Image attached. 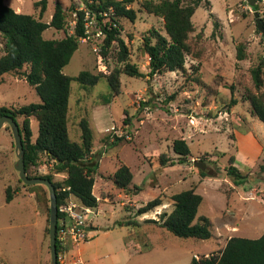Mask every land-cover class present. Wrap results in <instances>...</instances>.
<instances>
[{"label": "rangeland", "instance_id": "obj_1", "mask_svg": "<svg viewBox=\"0 0 264 264\" xmlns=\"http://www.w3.org/2000/svg\"><path fill=\"white\" fill-rule=\"evenodd\" d=\"M36 1L7 0V4L19 13L38 16ZM143 1L138 0L132 6L137 11L134 22L121 19L120 37L128 47L129 62L146 76L122 75L121 93L111 99L106 79L94 87L72 82L70 138L81 142L79 123L88 119L94 147L104 152L94 187L101 198L92 216L94 231L88 232V240L79 246L83 264H191L193 254L218 253L233 237L258 239L264 235V123L252 115L250 103L245 99L246 89L251 87L250 69L264 59V34L258 23L263 22L264 26V2L254 0L251 7L249 0H202L192 18L193 55L187 57L186 70L151 77L149 58L143 51L144 38L152 29L162 34L165 30L162 18L141 7ZM58 3L66 13L67 31L72 33L75 10L86 11V0H48L43 21L51 22ZM86 21L88 38L82 40L64 73L72 77L82 71L109 74L123 67L118 59L119 46L113 44L104 58L105 35H99V25L88 13ZM65 36V31L54 28L44 33L51 40ZM241 45L246 53L242 61L237 58ZM233 97L236 106H231ZM40 102L37 92L20 74L7 75L0 85V107ZM22 121L19 118L20 124ZM6 127L7 132L0 133V263L42 264L44 224L45 244L50 253L49 231L46 232L50 227L49 190L43 185L25 187L21 182L15 170L14 138L9 125ZM31 128L35 140L39 131L36 118L31 119ZM238 132L251 133L256 139L261 147L256 158H248L238 147ZM176 140H185L191 149L183 164L173 149ZM250 148L254 150L253 145H247ZM163 154L174 159L175 165L161 166L159 158ZM231 161L247 176L242 186H236L227 173ZM42 162L39 168L31 170L32 175L49 173L51 163L45 156ZM195 162L205 163L204 171L209 174L203 176ZM121 163L133 172V185L139 187L136 194L127 195L118 189L113 175L108 174L116 172L115 166ZM8 186L20 192L11 203L6 202ZM191 188L204 197L198 218L206 216L212 221L214 235L210 240L179 238L145 222L170 213L173 195ZM155 198L162 199L161 207L136 216L138 209ZM126 219H137L143 223L142 227L134 230L118 224ZM130 231L132 235L136 233L132 238L140 245L138 249L127 247L125 237Z\"/></svg>", "mask_w": 264, "mask_h": 264}, {"label": "trees", "instance_id": "obj_2", "mask_svg": "<svg viewBox=\"0 0 264 264\" xmlns=\"http://www.w3.org/2000/svg\"><path fill=\"white\" fill-rule=\"evenodd\" d=\"M138 0H86V11L75 10V27L72 33L67 31L66 13L61 4L55 5L51 22L43 21L48 9V0H38L34 8L39 15L18 13L0 0V84L9 74H20L27 84L40 97V103H30L20 107H0V118L9 116L20 125L25 149L26 172L30 178L49 179L57 193L58 209L75 197L85 207L97 209L100 201L94 194V187L99 175L100 158L103 151L93 152L94 133L91 122L83 118L80 123L81 142L72 141L69 133L70 97L72 82H79L84 87H94L106 79L111 88L110 99L121 93V76L128 75L143 78L146 75L129 62V51L121 36V19L136 20L137 11L132 8ZM263 3L264 0H257ZM202 0H145L141 7L163 19L165 34L152 29L144 38L143 51L149 58V76L166 72H184L187 57L193 55L191 36L195 32L192 18L200 7ZM257 10V6L255 7ZM87 13L97 21L105 35L102 54L107 58L111 46H119L118 59L123 67L115 68L109 74H93L82 71L72 77L64 73L83 39L88 38L86 27ZM264 21V20H263ZM54 28L65 31L61 40L44 37L46 30ZM237 58H246L245 48H238ZM251 87L246 89V101H249L252 115L264 123V59L250 69ZM233 97L231 106H236ZM19 118H23L20 124ZM31 118L39 122L38 136L33 140ZM128 122V121H125ZM127 124V123H126ZM9 128V127H8ZM120 141L121 139H118ZM113 146L116 143L111 144ZM108 146H110L108 144ZM107 146V147H108ZM112 146V147H113ZM106 147V148H107ZM174 152L179 156V163L186 162L191 149L185 140H176ZM43 156L51 163L48 174H31L32 169L44 163ZM160 165H175L174 159L165 154L159 158ZM47 162V163H48ZM227 168L228 175L236 186H242L247 179L240 173L232 161ZM46 164V163H45ZM207 171H202L207 176ZM62 176L61 180L55 179ZM241 178L236 181L235 178ZM115 186L127 195L136 194L139 187L133 185L134 175L130 167L121 163L112 177ZM245 180V181H244ZM22 182V181H21ZM25 186V185H24ZM39 186V185H32ZM28 187V186H25ZM10 186L6 188V202L11 203L17 196ZM173 210L162 213L159 220H146L165 229L172 235L183 239L210 240L214 233L212 221L206 217L198 218L204 197L194 188L179 192L172 197ZM163 205L161 198L149 201L137 210L140 217L155 211ZM60 227L65 218L58 211ZM120 226L139 229L142 222L135 220L119 221ZM49 229H46V232ZM59 252V246L57 247ZM213 260L204 264H264V235L258 239L233 237ZM191 264H194L192 260Z\"/></svg>", "mask_w": 264, "mask_h": 264}, {"label": "built area", "instance_id": "obj_3", "mask_svg": "<svg viewBox=\"0 0 264 264\" xmlns=\"http://www.w3.org/2000/svg\"><path fill=\"white\" fill-rule=\"evenodd\" d=\"M101 34L103 33L100 32L99 35ZM58 211L65 218L60 221V227L57 229L58 264H83L79 259L72 260L69 253L72 249L79 247L82 242L88 240V232L80 228V226L87 227L92 225L94 210L83 206L78 200H70L65 205H62ZM69 218L72 219L71 222L68 221ZM220 251L218 253H195L192 260L194 264H204L213 260L216 255H221Z\"/></svg>", "mask_w": 264, "mask_h": 264}, {"label": "water", "instance_id": "obj_4", "mask_svg": "<svg viewBox=\"0 0 264 264\" xmlns=\"http://www.w3.org/2000/svg\"><path fill=\"white\" fill-rule=\"evenodd\" d=\"M250 6L254 7L255 3L254 0H249ZM258 16V13H256V17ZM259 29L264 34V26L263 22H259ZM9 125L12 135L14 138V145L16 149V155H17V161L15 164V170L19 173L20 180L26 185V186H32V185H43L46 186L49 190L50 194V227H49V237H50V253H51V264H58L57 259V229H58V222H59V216H58V203H57V193L56 189L53 185V183L46 178H30L26 172V164H25V149L23 144V136L21 133L20 125L18 122H16L13 118L9 116H4L0 118V131L1 129ZM195 165L199 167L202 171L206 169V165L203 162H195ZM69 222L72 221V219H68ZM80 228L89 231H94L93 227L90 226H80Z\"/></svg>", "mask_w": 264, "mask_h": 264}, {"label": "crops", "instance_id": "obj_5", "mask_svg": "<svg viewBox=\"0 0 264 264\" xmlns=\"http://www.w3.org/2000/svg\"><path fill=\"white\" fill-rule=\"evenodd\" d=\"M5 2H6V4H7V0H5ZM8 5V4H7ZM9 6V5H8ZM12 8V7H11ZM14 9V8H13ZM16 12H18L19 13V10L18 9H14ZM6 78V77H5ZM5 82H3L2 84H4ZM2 84H0V85H2ZM32 119V118H31ZM7 127L6 126H4L2 129H1V131H0V133L1 132H3V131H6L7 132ZM69 133H70V125H69ZM11 134V133H10ZM38 136V135H37ZM37 136L35 137V139L37 138ZM236 143H237V145H238V147H240V149H242L243 150V153L245 154V155H247L248 156V158H256L257 157V151H258V149H261V147H260V145L258 144V142L256 141V139L251 135V133H245V134H243V133H240V132H238V133H236ZM247 145H250V146H252L253 145V147H254V150H251V148L250 149H247ZM93 152L95 153V152H98V150L94 147V150H93ZM103 154H104V152H103ZM106 154H107V152H106ZM246 166H248V165H246ZM116 167V170L115 171H117V169H118V165H116L115 166ZM108 174H111V175H114L115 174V172L114 173H108ZM58 177H62V176H57V178ZM97 180V179H96ZM237 193H239L240 194V191H236ZM20 194V192H18V194L17 195H19ZM94 194L96 195V193L94 192ZM97 196V195H96ZM240 197L241 198H244V196H242V194H240ZM97 198H98V200L100 201V204H101V198L99 197V196H97ZM98 209V208H97ZM93 210H95L96 211V209H93ZM90 227H93V223H92V225L90 226ZM135 230V229H134ZM43 232H44V244H43V246H44V254H45V257H44V263H42V264H50V253H49V251H48V249H47V247H46V244H45V224H44V228H43ZM90 232V231H89ZM136 235V233H134L133 235L131 234V231L129 232V235H127L126 237H125V240H126V242H127V247L128 246H131L132 248H129L130 250L132 249V250H135V249H138V247L140 246L139 244H137V242H136V240H134L132 237H134ZM48 255H49V259H48ZM69 255H70V258L72 259V260H81L82 261V259H81V256H80V254H79V247H77V248H74V249H72L71 251H70V253H69ZM1 264V263H0Z\"/></svg>", "mask_w": 264, "mask_h": 264}]
</instances>
